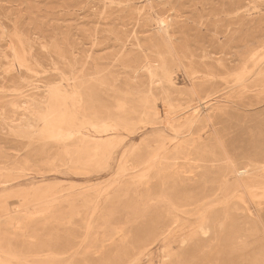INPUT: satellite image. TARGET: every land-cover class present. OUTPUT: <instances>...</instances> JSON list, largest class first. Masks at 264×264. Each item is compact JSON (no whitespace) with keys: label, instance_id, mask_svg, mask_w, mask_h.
I'll use <instances>...</instances> for the list:
<instances>
[{"label":"rangeland","instance_id":"374dc122","mask_svg":"<svg viewBox=\"0 0 264 264\" xmlns=\"http://www.w3.org/2000/svg\"><path fill=\"white\" fill-rule=\"evenodd\" d=\"M263 72L264 0H0V115L9 112L0 116V181L5 180L0 184V264H54L47 255L24 261L6 257L15 246L37 244L53 231L61 234L62 248L74 240L72 252L63 253L57 264H126L133 257V264H169L163 255L182 252V238L194 237L204 217L232 208H239L243 218L257 219L264 237V206L233 172L204 216L194 206L172 207L164 197L144 200L157 183L201 185L211 163L199 156L200 148L214 145L227 158L226 151L236 157L261 147ZM53 109L59 110L63 129L70 126L68 116L84 119L88 132L90 122L112 125L110 155L90 160L86 151L76 148L82 153L76 155L75 146L56 144L44 122ZM31 115L38 123L30 129L24 120ZM175 145L181 146L177 152ZM215 165L220 166L218 160ZM36 191L50 193L54 201L46 205L51 206L46 209ZM156 216L174 219L170 228H157V241L152 230L145 233ZM211 256L205 264H214Z\"/></svg>","mask_w":264,"mask_h":264},{"label":"bare ground","instance_id":"6f19581e","mask_svg":"<svg viewBox=\"0 0 264 264\" xmlns=\"http://www.w3.org/2000/svg\"><path fill=\"white\" fill-rule=\"evenodd\" d=\"M166 19V18H165ZM163 20V19H162ZM160 23V22H159ZM168 25V24H167ZM166 27V26H165ZM158 40V39H157ZM154 41V40H153ZM262 43V42H261ZM260 45V44H259ZM258 54V53H257ZM146 57V56H145ZM148 60V59H147ZM245 61V60H244ZM153 64V63H152ZM166 64V63H165ZM146 65V64H145ZM147 66V65H146ZM145 66V67H146ZM151 66V65H149ZM148 66V67H149ZM244 67V66H243ZM261 67V66H260ZM259 67V68H260ZM247 69V68H246ZM261 69V68H260ZM161 71V70H160ZM156 72V71H155ZM153 73V72H152ZM262 73V72H261ZM264 73V72H263ZM150 74V73H149ZM203 74V73H202ZM262 75V74H260ZM259 75V78H260ZM152 76V75H151ZM159 77V76H158ZM165 77V76H164ZM152 79V77H150ZM161 78V77H160ZM257 78V79H259ZM236 79V78H235ZM256 79V80H257ZM211 80V79H210ZM242 80V79H241ZM175 82V81H174ZM210 82V81H209ZM161 83V82H159ZM165 83V82H164ZM206 83V82H205ZM261 83V82H260ZM57 84V83H56ZM152 84V83H151ZM162 84V83H161ZM202 85V84H201ZM200 85V86H201ZM205 85V84H204ZM208 85V83L206 84ZM52 86V85H51ZM54 86V85H53ZM78 86V85H77ZM153 86V85H152ZM169 86V85H168ZM172 85H170L169 87L171 88ZM174 86V85H173ZM172 86V87H173ZM227 86V85H226ZM167 87V86H166ZM199 87V86H198ZM234 87V86H232ZM160 88V87H159ZM216 89V88H215ZM163 90V89H162ZM172 90V89H171ZM83 91V90H82ZM174 91V90H173ZM210 91V90H209ZM34 92V91H33ZM176 92V91H175ZM180 92V91H179ZM148 93V92H147ZM153 93V92H151ZM167 93V92H166ZM169 93V92H168ZM184 93V92H183ZM189 93V91H188ZM28 94V93H27ZM83 94V92H82ZM185 94V93H184ZM39 95V94H38ZM44 95V94H43ZM42 95V96H43ZM168 95V94H167ZM215 95V94H214ZM26 96V95H25ZM24 96V97H25ZM48 96V93L46 95V97ZM202 96V95H201ZM205 96V95H204ZM203 96V97H204ZM21 96H18V98ZM39 97V96H38ZM44 97V98H46ZM207 97H211L210 95ZM263 97V96H262ZM33 98V96H32ZM31 98V99H32ZM40 98V97H39ZM82 98V97H81ZM85 99V97H83ZM37 99V98H36ZM261 99V98H260ZM42 100V97H41ZM40 100V101H41ZM81 100V99H80ZM20 101V100H19ZM23 101V100H22ZM20 101V103L22 102ZM31 101V100H30ZM28 99V102H30ZM35 101V100H34ZM39 101V100H38ZM37 101V102H38ZM44 102L46 101L43 100ZM89 101V100H88ZM149 101V100H148ZM42 102V103H44ZM92 102V101H91ZM146 102V100H145ZM212 102V101H211ZM41 103V104H42ZM85 103V102H84ZM94 103V102H93ZM192 103V102H191ZM199 103V102H198ZM14 104V103H13ZM19 104V102H18ZM40 104V103H39ZM40 104V105H41ZM80 104V103H79ZM90 104V103H89ZM95 104V103H94ZM127 104V103H126ZM125 104V105H126ZM171 104V103H169ZM173 104V103H172ZM21 105V104H20ZM25 105V104H24ZM28 105V104H27ZM77 105V103H76ZM92 105V104H91ZM200 105V104H199ZM212 105V104H211ZM210 105V106H211ZM215 105V104H214ZM213 105V106H214ZM43 106V105H42ZM46 106V103H45ZM44 106V107H45ZM85 106V105H84ZM88 106V105H87ZM147 106V105H146ZM145 106V107H146ZM154 106V105H153ZM172 106V105H171ZM175 106V105H173ZM190 106V105H189ZM239 106V105H238ZM3 107V105H2ZM7 107V106H6ZM79 107V106H78ZM121 107V106H120ZM131 107V106H130ZM133 107V106H132ZM201 107V106H200ZM8 108V107H7ZM18 109H20L19 107H17ZM24 108V107H23ZM209 108V107H208ZM235 108V107H234ZM4 109V108H3ZM26 109L30 110L29 106L26 107ZM46 109V108H45ZM44 109V111H45ZM73 109V108H72ZM91 109V108H90ZM94 109V108H93ZM92 109V110H93ZM96 109V108H95ZM100 109V107H99ZM129 109V108H128ZM143 112L147 111L145 110V108H142ZM158 109V108H157ZM156 109V110H157ZM170 109V108H169ZM173 109V108H172ZM201 109V108H200ZM2 110V109H1ZM0 110V111H1ZM81 110V109H80ZM83 110V109H82ZM104 110V109H103ZM174 110V109H173ZM172 110V111H173ZM216 110V109H215ZM219 110V109H217ZM228 110V109H227ZM15 112V110H13ZM12 111V112H13ZM18 111V110H17ZM20 111V110H19ZM106 111H108L106 109ZM140 111V110H139ZM177 111V109H176ZM3 112V111H2ZM11 112V111H10ZM11 112V113H12ZM24 112H26L24 110ZM47 112V111H46ZM91 112V111H90ZM97 112V111H96ZM138 112V111H137ZM142 112V111H141ZM149 112V111H147ZM167 112V111H166ZM170 112V111H169ZM196 112V111H195ZM224 112V110H223ZM4 113V112H3ZM9 113L8 111L6 113H4V116H7ZM17 113V112H16ZM15 113V114H16ZM22 113V112H21ZM20 113V114H21ZM41 113V112H40ZM45 113V112H44ZM77 113V112H76ZM87 113V112H86ZM92 113V112H91ZM94 113V112H93ZM172 113V112H171ZM7 114V115H5ZM13 114V113H12ZM28 114V113H27ZM31 114V113H30ZM37 114V113H36ZM39 114V113H38ZM159 114V113H158ZM174 114V113H173ZM194 114V113H193ZM211 114V113H209ZM262 114V113H261ZM22 115V114H21ZM24 115V114H23ZM26 115V114H25ZM49 115H52L51 117H48V119H45V125L48 126L49 130H50V136L54 139V142L58 145H63L62 147L65 146H69V147H73L75 146V149L78 148L79 150L82 151H86L89 153V157L90 160H96L97 158H107L108 155H110V151L112 149V147L115 145L114 144V139L112 138V136H110L108 138L109 135L112 134L111 130H112V125L108 124L107 122H90V126L93 128V130L88 132V127H87V123L84 121V119L80 118V119H73L75 120L73 123V120L70 118V116H68V118L65 119V121L69 122V125L67 128L63 129L61 124H62V119H61V115L58 109H53ZM79 115V114H78ZM112 115V114H111ZM3 116V115H0ZM3 116V118H4ZM75 116V115H74ZM81 116V114H80ZM84 116V115H83ZM88 116V115H87ZM86 116V117H87ZM90 116V115H89ZM261 116V115H259ZM8 117V116H7ZM12 116H10L11 118ZM16 117V116H15ZM211 117V116H210ZM13 118V117H12ZM46 118V117H45ZM97 118V117H96ZM128 118V117H127ZM131 118V115H130ZM259 118V117H258ZM257 118V119H258ZM6 119V118H5ZM17 119V118H16ZM103 119V118H100ZM112 119V118H111ZM124 119V118H123ZM10 119L8 118L9 121ZM12 120V119H11ZM10 120V123H11ZM115 120V119H114ZM126 120V119H125ZM136 120V119H135ZM186 120V119H185ZM188 120V117H187ZM208 120V119H207ZM210 120V119H209ZM261 120H264L261 118ZM5 121V120H3ZM25 125L28 128H34L37 123H38V119L32 117V115L30 117H26L25 118ZM184 121V120H182ZM13 122V121H12ZM18 122V121H16ZM65 122V123H67ZM76 122V123H75ZM123 122V121H121ZM125 122V121H124ZM140 122V121H139ZM186 122V121H185ZM184 122V123H185ZM196 122V121H195ZM218 122V121H217ZM262 122V121H261ZM43 123V122H42ZM73 123V124H72ZM120 123V122H119ZM142 123V122H140ZM168 123V122H167ZM189 123V121H188ZM199 123V122H198ZM264 123V121L262 122ZM24 124V123H23ZM137 124V123H136ZM257 124V123H256ZM259 125L261 123H258ZM12 125V123H11ZM39 125V124H38ZM125 125V123H124ZM131 125V123L129 124ZM149 125V123H148ZM175 125V124H174ZM187 125V123H186ZM198 125V124H197ZM254 125V122H253ZM264 125V124H263ZM7 126V124L5 125ZM44 126V125H42ZM127 126V125H126ZM136 126V125H135ZM195 126V125H194ZM202 126V125H201ZM200 126V127H201ZM261 126V125H260ZM38 127V126H37ZM36 127V128H37ZM117 127V126H116ZM123 127V126H122ZM125 127V126H124ZM123 127V129H124ZM133 127V125H132ZM175 127V126H174ZM186 127V126H183ZM189 127V126H188ZM186 127V128H188ZM197 127V126H196ZM220 127V126H219ZM218 127V128H219ZM259 127V126H258ZM256 127V128H258ZM8 128H9V124H8ZM15 128V127H14ZM35 128V129H36ZM46 128V127H45ZM119 128V127H118ZM193 128V126H192ZM202 128V127H201ZM95 129V130H94ZM130 129V128H129ZM172 129V127H171ZM199 129V127H198ZM115 130V129H114ZM177 130V129H176ZM175 130V131H176ZM197 130V128H196ZM195 130V131H196ZM264 130V129H263ZM13 131V130H12ZM178 131V130H177ZM183 131V130H182ZM202 131V130H201ZM253 131V130H252ZM17 132V131H16ZM40 132V131H39ZM174 132V131H173ZM257 132V131H256ZM15 133V132H14ZM41 133V132H40ZM102 133V134H101ZM177 133V132H176ZM178 133H180L178 131ZM185 133V132H184ZM258 133V132H257ZM23 134V133H22ZM21 134V135H22ZM42 134V133H41ZM183 134V133H181ZM193 134V132L191 133ZM248 134V133H247ZM18 135V134H17ZM20 135V136H21ZM25 135V134H24ZM27 135V134H26ZM30 135V134H28ZM40 135V134H39ZM44 135V134H43ZM251 135V134H250ZM33 136V135H32ZM38 136V135H37ZM216 136V135H215ZM25 137V136H23ZM44 136H42L43 139ZM47 137V134H46ZM45 137V138H46ZM107 137V138H106ZM114 137V136H113ZM176 138H179V134H176L175 136ZM191 137V136H190ZM189 137V139H191ZM249 137V136H248ZM254 137V136H253ZM252 137V138H253ZM28 138V137H27ZM33 138V137H32ZM188 138V137H187ZM262 138V136L260 137V139ZM40 139V138H38ZM153 139V138H152ZM185 139V138H184ZM188 139V140H189ZM194 139V136L193 138ZM196 139V138H195ZM147 140V139H146ZM155 140V139H154ZM183 140V139H182ZM258 140V139H257ZM31 141V140H29ZM37 141V139H36ZM49 141V140H48ZM45 142L44 143H49V142ZM53 141V140H52ZM175 141V140H174ZM184 141V140H183ZM187 141V139L185 140ZM224 141V140H223ZM262 141V140H260ZM168 142V141H167ZM170 142V141H169ZM246 142V141H245ZM145 143V141H144ZM150 143V142H149ZM157 143V142H156ZM163 143V142H162ZM165 143V141H164ZM180 143V142H178ZM183 143V142H181ZM180 143V144H181ZM186 143V142H185ZM184 143V144H185ZM193 143V140H192ZM196 143H201V142H196ZM214 143V142H213ZM118 144V143H117ZM166 144V143H165ZM179 144V145H180ZM195 144V141L194 143ZM219 144V143H218ZM245 144V143H244ZM243 144V145H244ZM34 145V144H33ZM32 145V147H33ZM40 145V144H39ZM73 145V146H72ZM164 145V144H162ZM160 145V146H162ZM169 145V144H168ZM167 145V146H168ZM171 145V144H170ZM176 146L175 151L177 152V150H179V147L181 148V146ZM183 145V144H181ZM189 145V143H188ZM187 145V146H188ZM29 146V145H28ZM37 146V145H36ZM42 146V145H41ZM67 146V147H68ZM186 146V145H185ZM191 146V144H190ZM193 146V145H192ZM191 146V148H192ZM199 146V145H198ZM209 146V144H208ZM259 145H257L258 147ZM39 147V146H38ZM148 147V146H147ZM159 147V146H158ZM157 147V148H158ZM206 147V146H205ZM200 148L199 149V156H201L206 162V163H211L210 165V174L208 175L207 178H205L201 185L199 186H192V187H179L177 186V181L175 182V180H170V182L166 183V182H161L160 184H156V186L151 187L150 189H147L148 193L145 195L146 198H144V200H148L147 202H149V200H153L154 199H158V197H164L166 198V204H170L172 205V207L174 206L175 208H179V205L183 206L184 208L187 207H191L194 206V209L196 211L197 214H201V216H204L205 214V209L209 208L207 207L208 204L212 203L214 201V194H216V192L218 190L221 191V189H227L229 186V178H230V174L233 172L237 175V177L241 178V183L244 185V187L253 195V197H255L259 202L262 203V206H264V142H262L261 147L254 152H249V151H241L239 152V155L236 157H233L231 155H229V153L226 151L227 153V158H224L222 156V153L219 151V149L212 145L211 147L209 146L208 148ZM253 147V146H251ZM31 148V146H30ZM43 148V147H42ZM47 148V146H46ZM74 148V147H73ZM144 148V147H143ZM165 148V146L163 147ZM170 148V147H169ZM243 148V147H242ZM248 148V147H247ZM51 148H49L50 151ZM65 149V148H64ZM149 149V148H148ZM152 149V148H151ZM161 149V148H160ZM225 150L226 147L224 148ZM240 149V148H239ZM245 149V148H244ZM252 149V148H251ZM250 149V150H251ZM33 150V149H32ZM36 150V149H35ZM42 150V149H39ZM79 150L77 152V149L75 152L76 155L79 154ZM155 150V149H154ZM181 150V149H180ZM187 149H185L186 151ZM235 150V149H234ZM242 150V149H241ZM247 150V149H246ZM1 151V150H0ZM48 151V150H47ZM48 151V152H49ZM70 151V150H69ZM173 151V150H172ZM194 151V150H193ZM40 152V151H39ZM38 152V153H39ZM45 152V151H44ZM64 152V151H63ZM68 152V151H67ZM155 152V151H154ZM152 152V153H154ZM161 152V151H160ZM163 152V151H162ZM175 152V153H176ZM180 154L183 155V151H178ZM31 153V152H30ZM65 153V152H64ZM71 154V151L68 152V154ZM72 153H74L72 151ZM172 153V152H171ZM170 153V155H171ZM190 153V152H189ZM69 154V155H70ZM82 154V153H80ZM79 154V155H80ZM194 154V153H193ZM47 155V154H46ZM44 156L47 157L48 156ZM153 155V154H152ZM156 157L159 155V151L156 152L154 154ZM167 155V154H166ZM75 156V155H73ZM151 156V155H150ZM198 156V155H197ZM19 157V156H18ZM51 157V156H50ZM49 157V160H50ZM155 157V158H156ZM167 157V156H166ZM188 157V156H187ZM186 157V158H187ZM190 157V155H189ZM70 158V157H69ZM73 157L71 156V159ZM81 158V157H79ZM78 158V159H79ZM100 159V160H101ZM102 159V160H103ZM148 159H150L148 157ZM166 159V158H165ZM189 158H187L188 160ZM1 160V159H0ZM4 160V159H3ZM6 160V159H5ZM18 160V159H17ZM16 160V161H17ZM23 160V159H22ZM28 160L27 158L24 159L23 161ZM46 160V159H45ZM69 160V159H68ZM77 160V158H76ZM80 160V159H79ZM89 160V162H91ZM147 160V159H146ZM153 160V158H152ZM164 160V159H163ZM191 160V159H190ZM196 160V159H195ZM218 160L220 163V166H217L218 164L215 165V161ZM10 161V160H9ZM14 161V160H12ZM20 161V160H18ZM22 161V162H23ZM71 161V160H70ZM161 161V160H159ZM185 161V160H184ZM197 161V160H196ZM7 162V161H6ZM5 162V163H6ZM15 162V161H14ZM88 162V160L86 161ZM85 162V163H86ZM147 162V161H146ZM145 162V163H146ZM152 162V161H151ZM171 162V161H170ZM179 162V161H178ZM186 162V161H185ZM1 163V162H0ZM8 163V162H7ZM13 162H11V166ZM81 163H84V161H81ZM92 163V162H91ZM145 163L143 165H145ZM150 163V161L148 162ZM147 163V164H148ZM160 163V162H159ZM162 163V162H161ZM160 163V164H161ZM169 163V162H168ZM182 163V162H181ZM195 163V162H194ZM4 164V163H3ZM71 164V163H70ZM75 164V168L76 166L78 167L79 164L78 161H74L73 160V164ZM89 164V163H88ZM170 164V163H169ZM175 164V163H174ZM198 164V163H197ZM202 164V163H201ZM2 165V163H1ZM5 165V164H4ZM3 165V166H4ZM22 165V164H21ZM24 165V163H23ZM71 165V167H72ZM87 165V164H86ZM90 165V164H89ZM177 165V164H176ZM191 166V162L189 164ZM193 165V164H192ZM196 165V164H195ZM8 166V165H6ZM15 166V165H14ZM25 166V165H24ZM27 166V165H26ZM54 166V165H53ZM162 166V165H161ZM2 167V166H1ZM5 167V166H4ZM17 167V165L15 166ZM165 167V165H164ZM173 167V166H172ZM176 167V166H175ZM198 167V166H197ZM3 168V167H2ZM9 168V167H8ZM7 168V169H8ZM14 167H11V170ZM20 168V167H19ZM26 168V167H25ZM96 168V167H95ZM158 168V167H157ZM161 168V167H160ZM171 168V167H170ZM202 168V167H200ZM209 168V167H208ZM6 169V170H7ZM18 169V168H17ZM23 169V168H22ZM36 169V168H35ZM73 169V168H72ZM86 169V168H85ZM163 169V168H162ZM165 169V168H164ZM163 169V170H164ZM168 169V167H167ZM173 168H171L172 170ZM197 169V168H196ZM207 169V168H206ZM10 170V171H11ZM14 170V169H13ZM83 170V169H82ZM91 170V169H90ZM157 170V169H156ZM175 170V169H174ZM81 171V170H80ZM155 171V170H154ZM166 170H164V174ZM202 171V169H201ZM40 172V171H39ZM85 172V171H84ZM159 172V171H158ZM167 172V171H166ZM196 172V171H195ZM162 173V172H161ZM169 173V171H168ZM197 173V172H196ZM41 174V173H40ZM159 174V173H158ZM172 174V173H171ZM169 174V175H171ZM160 175V174H159ZM149 176V175H148ZM162 176V175H161ZM165 176V175H164ZM163 176V177H164ZM159 177V176H158ZM176 177V176H174ZM187 177V176H186ZM9 178V177H8ZM13 178V177H12ZM141 178V177H140ZM147 178V176H146ZM160 178V177H159ZM178 178V176L176 177ZM195 176L188 178V180L190 181H194ZM3 179V178H2ZM1 179V180H2ZM142 179V178H141ZM171 179V178H170ZM174 179V178H173ZM140 179H138L137 181H139ZM143 180V179H142ZM147 180V179H144ZM150 180V179H149ZM5 183V180H3ZM3 181H0V184L3 183ZM157 181V179H156ZM134 182V181H133ZM143 182V181H142ZM155 181H153L152 183H154ZM239 181H237L238 183ZM8 183V181L6 182ZM129 183V182H128ZM149 183V182H147ZM236 182L234 184H237ZM136 183H134L133 185H135ZM132 185V184H130ZM138 185V184H137ZM1 186V185H0ZM129 187V186H128ZM145 188V187H144ZM178 189H180L181 191H179ZM128 190V189H127ZM146 193V190H144ZM142 191V192H144ZM179 191V192H176ZM125 193V192H124ZM36 196H38L41 200L40 201H44L43 206L47 207L51 206V205H46V204H52L54 200H52L50 198V193L48 192H40V191H36L35 192ZM135 194V193H134ZM204 197H201L202 195ZM142 195V194H140ZM144 196V195H142ZM214 196V197H213ZM137 197V196H136ZM225 198V197H224ZM217 199V198H216ZM215 199V200H216ZM50 200V201H49ZM146 202V203H147ZM152 202V201H151ZM156 202V201H155ZM162 201H160L159 203H161ZM145 204V203H144ZM151 204V203H150ZM163 205V204H162ZM216 205V204H215ZM219 205V204H218ZM125 206V205H124ZM128 207V204L126 205ZM165 206V205H164ZM214 206V205H212ZM217 206V205H216ZM239 206V205H238ZM139 207V206H138ZM171 207V208H172ZM130 208V205H129ZM161 208V207H160ZM173 208V209H175ZM241 208V207H240ZM39 209V207H38ZM145 209V208H144ZM217 209V208H216ZM244 209V208H243ZM159 210V209H158ZM165 210V209H164ZM176 210V209H175ZM182 209H180L181 211ZM184 210V209H183ZM38 211V210H37ZM43 211V210H42ZM163 211V210H162ZM173 211V210H172ZM186 211V210H185ZM138 212V211H137ZM153 212V209L152 211ZM157 212V211H156ZM160 212V211H159ZM166 213V211H163L162 213ZM179 212V211H178ZM38 213V212H37ZM102 213V212H101ZM158 213V212H157ZM153 214V213H152ZM167 214V213H166ZM208 214V213H207ZM245 214V213H244ZM161 215V213H160ZM191 215V214H190ZM198 215V216H199ZM151 216V214H150ZM149 216V218H150ZM246 216V215H245ZM134 217L135 213H134ZM140 217V216H139ZM157 217V216H156ZM165 217V216H164ZM169 217V216H168ZM12 218V217H10ZM130 218V217H129ZM143 218V217H142ZM154 218V217H153ZM132 219V218H131ZM140 219V218H138ZM146 219V218H145ZM148 219V217H147ZM13 220V219H12ZM137 220V219H136ZM149 220V219H148ZM147 220V221H148ZM169 220V219H168ZM174 220V219H172ZM171 221H166L164 220V218H162L161 216H158L157 218L153 219L150 227H148L147 231L145 232L146 234L148 233V231H153V239H155V241H157L156 239L159 238V236L156 234V230L159 226L164 225L167 229L170 228L174 222ZM139 221V220H138ZM260 221L264 227V214L262 215V218H260ZM143 222V221H142ZM135 223V222H134ZM133 223V226L135 225ZM144 223V222H143ZM23 224V223H22ZM115 224V223H114ZM137 225V223H136ZM135 225V226H136ZM127 226V225H126ZM130 226V225H128ZM141 226V225H140ZM143 226V224H142ZM132 227V226H131ZM144 229V228H142ZM141 229V230H142ZM21 230V229H20ZM19 230V231H20ZM26 230V229H25ZM138 230V229H137ZM146 230V229H145ZM144 230V231H145ZM29 231V229H28ZM24 232V231H23ZM27 232V231H25ZM36 232V231H35ZM39 231H37L36 233L38 234ZM42 231H40L41 233ZM52 232V231H51ZM68 232V231H67ZM264 232V231H263ZM43 233V232H42ZM65 233V232H63ZM139 233V232H138ZM144 233V235H145ZM3 234V233H2ZM1 234V235H2ZM4 235V234H3ZM60 233L59 231H53L50 235L45 236L39 243L37 244H22L20 246H15L14 248V253L11 252V254H7L6 253V257L8 258L9 256H15L17 258H19L20 260L24 261L26 259H36V260H40L42 257H45L47 255V257H50L51 261H54V264L59 263L60 261V257L62 256V254L65 256L66 252L73 249L74 248V240H72L71 242H68L66 244L65 248H62L60 242L62 240H60ZM66 235V234H65ZM139 235V234H138ZM137 235V236H138ZM143 235V236H144ZM5 236V235H4ZM14 236V235H13ZM141 236V235H140ZM146 236V235H145ZM148 236V235H147ZM9 237V236H8ZM17 237V236H16ZM22 237V236H21ZM20 237V238H21ZM26 237V236H25ZM29 237V236H28ZM27 237V238H28ZM64 237V236H63ZM7 237H5L6 239ZM11 238V237H10ZM25 238V239H27ZM41 238V237H40ZM62 238V236H61ZM73 238V236H72ZM144 238V237H143ZM4 239V238H3ZM18 239V237H17ZM145 239V238H144ZM2 240V239H1ZM24 240V239H23ZM67 240H69L67 238ZM140 240V239H139ZM30 241V240H29ZM2 242V241H1ZM4 242V241H3ZM133 242V241H132ZM131 242V243H132ZM138 240L135 242L137 243ZM141 243V241H140ZM180 243V242H179ZM7 244V243H6ZM152 244V243H151ZM167 244V243H166ZM181 246H183V251L180 253H176L174 254L171 250L166 251L165 255H163L167 260H169V264H205L206 262V258L208 257V255H211V260L212 262H214V264H264V237L262 234V229L260 228L259 222L257 221V219H255L254 217H252L250 214L248 216H246L245 218H243L241 212L239 211V208H232L229 210H224V211H220V212H216L211 214L210 216H206L204 217V221L201 224V226L199 227V230L197 232V234L194 237H184L181 240ZM133 245V244H132ZM138 245V244H137ZM5 246V245H4ZM3 247V246H2ZM8 247H10L8 245ZM134 247V246H133ZM139 247V246H137ZM137 247L135 249H137ZM175 247V246H174ZM1 248V247H0ZM5 248V247H4ZM140 248V247H139ZM134 249V250H135ZM141 249V248H140ZM177 249V248H176ZM188 249V250H187ZM6 250V249H5ZM4 250V251H5ZM130 250V249H129ZM133 250V249H131ZM130 250V251H131ZM165 250V249H164ZM7 251V250H6ZM136 251V250H135ZM9 252V251H8ZM72 252V250H71ZM138 252V251H137ZM5 253V252H3ZM13 253V254H12ZM74 253V252H73ZM76 253V251H75ZM70 254V253H69ZM72 254V253H71ZM123 254V253H122ZM138 254V253H137ZM136 254V255H137ZM141 254V253H140ZM3 254H0V256ZM74 256V255H73ZM135 256V255H134ZM77 257V256H76ZM3 258V257H2ZM7 258H3V260H7ZM62 258V257H61ZM78 258V257H77ZM136 258V257H135ZM135 258L133 257L132 259H128V262H126V264H133ZM9 259V258H8ZM12 259V258H11ZM18 259V260H19ZM68 259V258H67ZM74 259V257H73ZM71 259V260H73ZM163 259V258H162ZM17 260V259H16ZM19 260V261H20ZM60 260V261H59ZM74 261V260H73ZM8 262V261H6ZM67 262V261H66ZM65 262V263H66ZM71 262V261H70ZM136 262V261H135ZM166 262V261H165ZM168 262V261H167ZM69 263V262H67ZM80 263V262H79ZM78 263V264H79ZM76 264V261L73 263ZM81 264V263H80ZM125 264V263H124Z\"/></svg>","mask_w":264,"mask_h":264}]
</instances>
